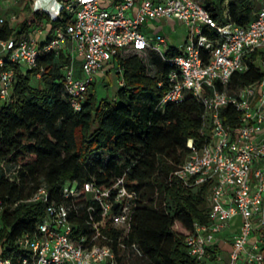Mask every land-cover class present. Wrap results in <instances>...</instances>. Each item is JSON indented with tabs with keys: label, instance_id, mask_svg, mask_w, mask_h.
<instances>
[{
	"label": "built area",
	"instance_id": "obj_1",
	"mask_svg": "<svg viewBox=\"0 0 264 264\" xmlns=\"http://www.w3.org/2000/svg\"><path fill=\"white\" fill-rule=\"evenodd\" d=\"M7 1L12 5L18 2L0 0V6ZM31 1L30 15L21 25H12L16 15L10 21L0 18L1 26L8 23L13 29L8 38L0 37V113L12 100L17 66L23 73L39 69L36 78H41V53L67 55L63 84L76 111L90 85L107 68H116L117 56L143 53L148 57L154 53L170 68L159 83L167 87L159 107L193 95L205 109L201 134L210 132L211 137L202 146L188 139V155L173 171L189 187L209 184L208 222H194L193 232L184 239L187 254L205 264L208 249L219 247V234L240 217L229 259L217 255L215 264H264V79L232 86L233 76L248 70L249 54L257 53V63L264 71V0H258L257 16L246 26L230 20L227 1L224 18L228 21L223 24L199 0H53L54 6L45 0ZM64 13L70 14L72 21L65 28L56 27L52 34H46L45 21L31 28L34 15L58 20ZM26 20L30 25H23ZM161 20H176L186 26L188 33L180 46L173 47L164 35L145 34L148 22ZM67 40L72 43L69 54ZM172 50L178 53L169 56ZM116 70L123 76L122 69ZM120 85H124L123 78ZM226 106L240 113L238 125L223 122L220 111ZM20 168L0 164L4 176L16 184L21 182ZM128 171L124 169L107 187L94 181L81 186L66 183L64 200L59 202L51 200L47 184H41L26 201L42 202L46 217L17 240L18 264H121L119 257L129 251L142 257L136 244L129 246L123 241L131 230L138 199L137 192L127 185ZM83 195L85 201L78 204L76 198ZM88 199L93 203L88 204ZM164 207L169 213L167 202ZM3 208L0 196V232ZM97 212L99 219L93 214ZM85 214L88 217L81 220ZM107 229L120 230L122 235L114 238ZM0 264L16 263L13 257L0 254Z\"/></svg>",
	"mask_w": 264,
	"mask_h": 264
},
{
	"label": "trees",
	"instance_id": "obj_2",
	"mask_svg": "<svg viewBox=\"0 0 264 264\" xmlns=\"http://www.w3.org/2000/svg\"><path fill=\"white\" fill-rule=\"evenodd\" d=\"M199 1L222 24L228 21L224 18L226 1L230 20L239 26L249 25L260 9L258 0ZM44 20L50 22L52 32L56 27L65 28L72 17L64 13L62 18L50 20L46 15H34L30 24H42ZM30 24L28 20L23 22L24 26ZM12 33L8 23L0 25L1 38L6 39ZM71 48L72 43L67 40L68 54ZM177 53L172 50L168 55ZM256 58L257 53L246 57L249 68L233 76L232 86L264 79ZM148 59L156 68L154 75L147 73L146 63L138 54L117 56L115 65L123 70L124 85L117 91L116 99L99 101L91 88L94 82L78 111L73 108L63 84L66 54L57 57L53 53H41L38 64L43 73L39 79L36 78L39 69L23 73L16 67L12 100L0 113V164L20 165L21 182H11L0 170V196L4 205L1 255L13 257L18 264L17 240L32 232L46 217L42 202L26 201L41 184L46 183L51 200L59 202L64 200L66 183L78 182L81 186L94 181L100 187H107L129 168L127 185L137 192L138 199L131 230L123 241L129 246L136 244L147 264H199L187 254L184 239L193 232L196 220L208 222L205 202L209 184L189 187L173 171L188 155V139H194L198 146L210 141V132L201 134L205 109L193 95L161 109L159 103L167 87L159 83L165 80L170 68L154 53ZM220 116L228 126L240 122V113L233 106L222 108ZM76 199L79 204L86 198L83 195ZM91 203L89 200L88 204ZM93 214L100 218V213ZM87 217L85 214L81 220ZM105 232L117 239L122 235L115 229ZM112 245L119 252L118 245ZM125 254L119 257L121 264Z\"/></svg>",
	"mask_w": 264,
	"mask_h": 264
},
{
	"label": "rangeland",
	"instance_id": "obj_3",
	"mask_svg": "<svg viewBox=\"0 0 264 264\" xmlns=\"http://www.w3.org/2000/svg\"><path fill=\"white\" fill-rule=\"evenodd\" d=\"M31 3V0H18L17 4L12 5V2L7 1L0 8V18L5 19L6 21H10L12 16L16 15L17 20L12 25L16 26L18 23H20L19 25H21L25 16L30 15ZM26 4L29 8L26 7ZM161 22L164 27L166 26V34L171 37L173 43L177 46H180L184 41L183 38L187 35V30L183 26V24L180 21L176 20H161ZM150 30L154 35H156V28H152ZM138 55L146 63L147 73L154 75L156 72V68L150 64L147 55L143 53H139ZM126 57H129V55H127ZM122 78L123 76L117 73L116 68H107L105 70V73L101 75L96 84L91 87L95 91L97 99L99 101L103 99H107L109 101L116 99L117 91L121 86L120 81L122 80ZM166 201H168V198ZM205 206L206 208L208 206L207 196ZM122 264H147V262L135 252L129 251L125 254Z\"/></svg>",
	"mask_w": 264,
	"mask_h": 264
},
{
	"label": "crops",
	"instance_id": "obj_4",
	"mask_svg": "<svg viewBox=\"0 0 264 264\" xmlns=\"http://www.w3.org/2000/svg\"><path fill=\"white\" fill-rule=\"evenodd\" d=\"M45 1H47L50 5L54 6L53 0H45ZM27 16L28 15H26L25 17H27ZM46 23H47V30H46L47 33L46 34H48V33L52 34L53 31L50 32V28H49L50 22H46ZM183 26L186 28L185 25H183ZM33 27H36V24L34 26H32L31 28H33ZM165 27L162 25L161 21H159V22L151 21V22L147 23V26L144 27L143 31L145 32V34L148 37H154L155 35L151 32L150 29L156 28L157 29L156 34H161V35L168 37L172 46L176 47L177 45H175L173 43L171 37L166 34ZM186 30L188 33L187 28H186ZM185 37L183 38L184 41H185ZM240 221H241L240 217H236L233 220V222L231 223L230 227L228 229H226L223 233L219 234V239H220L219 247L218 248L215 247L212 249V251H210L209 256L205 259V264H215V262H216L215 260H216L217 255H221V257L223 258L224 261H227L229 259V252L231 250L232 242L234 240V237L238 234L239 229H240ZM213 252H215V254H213Z\"/></svg>",
	"mask_w": 264,
	"mask_h": 264
}]
</instances>
